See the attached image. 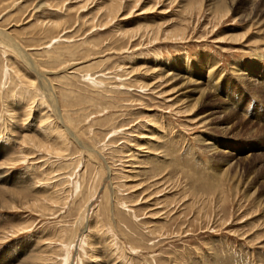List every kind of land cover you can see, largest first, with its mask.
<instances>
[{
  "label": "rangeland",
  "instance_id": "rangeland-1",
  "mask_svg": "<svg viewBox=\"0 0 264 264\" xmlns=\"http://www.w3.org/2000/svg\"><path fill=\"white\" fill-rule=\"evenodd\" d=\"M0 31V264H264V0H0Z\"/></svg>",
  "mask_w": 264,
  "mask_h": 264
},
{
  "label": "bare ground",
  "instance_id": "bare-ground-1",
  "mask_svg": "<svg viewBox=\"0 0 264 264\" xmlns=\"http://www.w3.org/2000/svg\"><path fill=\"white\" fill-rule=\"evenodd\" d=\"M230 2H231V4H232V2H233V0H229ZM226 2V1H225ZM224 6V5H223ZM227 6V5H226ZM195 7V6H194ZM198 8V7H197ZM228 9V11H224L226 14L228 13V12H230V10H229V7L227 8ZM199 10V9H198ZM224 10H225V8H224ZM220 13V12H219ZM217 15H219L218 13H217ZM222 16V15H221ZM224 17V16H223ZM6 34L5 33H3V31H0V41H2V44L3 43H6L7 45H14V43H13V41L12 40H10V38L9 37H7V36H5ZM158 35V34H157ZM171 39H173V38H171ZM16 46V45H15ZM13 47V46H12ZM18 52H21L20 53V55H22V51H18ZM24 58H26V57H24ZM28 61H30L29 59H28ZM27 65H28V67L31 69V68H34V67H32L33 65L29 62V63H27ZM242 74V73H241ZM241 74H239V73H237L236 74V76L238 77V79L239 80H243V81H246V79H243L241 76ZM168 75H170V74H168ZM37 78H39V77H37ZM247 81H248V83L249 84H253L254 82H253V79L252 78H250V79H247ZM45 82V81H44ZM42 83V82H41ZM46 86V84H42L41 85V88H44ZM202 96L204 95L203 93L201 94ZM201 96V97H202ZM194 109V108H193ZM56 111V110H55ZM70 135H71V133H69ZM73 137V136H72ZM25 138V137H24ZM56 138H58V137H56ZM147 139V138H146ZM36 141V140H35ZM35 141H33V143H34V145L37 147V148H39V149H44V143H42V142H35ZM24 142V141H23ZM208 146H209V144H210V142H205ZM210 148V147H209ZM212 149V148H211ZM137 171V170H136ZM159 181V180H158ZM10 203H13V202H10ZM10 206L11 207H13L12 206V204H10ZM3 207V206H2ZM6 209V208H5ZM9 209H11V208H9Z\"/></svg>",
  "mask_w": 264,
  "mask_h": 264
}]
</instances>
